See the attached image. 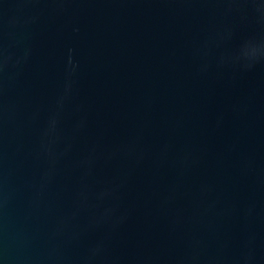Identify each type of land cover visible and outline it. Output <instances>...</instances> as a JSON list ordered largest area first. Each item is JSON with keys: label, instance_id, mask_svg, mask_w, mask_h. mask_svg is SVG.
I'll use <instances>...</instances> for the list:
<instances>
[{"label": "water", "instance_id": "1", "mask_svg": "<svg viewBox=\"0 0 264 264\" xmlns=\"http://www.w3.org/2000/svg\"><path fill=\"white\" fill-rule=\"evenodd\" d=\"M0 264H264V0H0Z\"/></svg>", "mask_w": 264, "mask_h": 264}]
</instances>
